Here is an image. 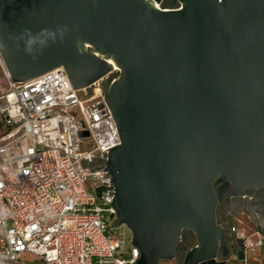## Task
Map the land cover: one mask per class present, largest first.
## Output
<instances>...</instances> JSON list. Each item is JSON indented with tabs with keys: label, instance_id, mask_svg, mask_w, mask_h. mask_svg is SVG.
I'll return each mask as SVG.
<instances>
[{
	"label": "water",
	"instance_id": "1",
	"mask_svg": "<svg viewBox=\"0 0 264 264\" xmlns=\"http://www.w3.org/2000/svg\"><path fill=\"white\" fill-rule=\"evenodd\" d=\"M180 1L0 0L14 82L63 67L80 89L109 72L105 60L120 69L105 94L120 144L104 162L141 252L133 264L172 258L183 228L196 235L194 264L229 263L241 245L233 215L218 219L215 182L249 195L247 213L264 188V0ZM251 216L264 255V214Z\"/></svg>",
	"mask_w": 264,
	"mask_h": 264
},
{
	"label": "built area",
	"instance_id": "2",
	"mask_svg": "<svg viewBox=\"0 0 264 264\" xmlns=\"http://www.w3.org/2000/svg\"><path fill=\"white\" fill-rule=\"evenodd\" d=\"M110 77L75 89L59 67L14 82L0 52V264H28L25 254L43 264L138 262L140 250L110 218L104 160L120 144L105 99ZM232 234L241 245L232 261L263 249L262 237L235 226Z\"/></svg>",
	"mask_w": 264,
	"mask_h": 264
},
{
	"label": "flooded vegetation",
	"instance_id": "3",
	"mask_svg": "<svg viewBox=\"0 0 264 264\" xmlns=\"http://www.w3.org/2000/svg\"><path fill=\"white\" fill-rule=\"evenodd\" d=\"M161 6V8L158 7ZM154 6L161 11H179L183 9V4L180 0H160ZM106 63L111 65V69L107 74H111L110 79L106 83L105 92L110 91L111 86L118 80L120 76V69L113 67L111 61L105 60ZM106 74V75H107ZM215 189L219 197L217 216L222 224L228 222V216L230 215L227 210H225L224 205H240L241 199L237 196H230L229 193L232 190V184L224 178H219L215 182ZM227 194V195H226ZM256 198L264 203V188L256 189L254 191ZM230 197V198H229ZM229 198V199H228ZM116 200L113 202V207L115 209L114 214L110 215L113 226H126L132 232V242H133V231L130 229L129 225L125 221L123 214L116 208ZM116 205V206H115ZM197 246L196 235L193 231L187 228H183L181 231V236L176 244L174 256L168 260H163L161 262L167 264H194L192 262L193 254L192 250Z\"/></svg>",
	"mask_w": 264,
	"mask_h": 264
},
{
	"label": "crops",
	"instance_id": "4",
	"mask_svg": "<svg viewBox=\"0 0 264 264\" xmlns=\"http://www.w3.org/2000/svg\"><path fill=\"white\" fill-rule=\"evenodd\" d=\"M247 197H249V195L240 197V199H241L240 205H224V207H225V210H227L226 212L233 215V226H235L239 230H244L246 235L252 236L254 238V237H258V235L256 233V228L254 227V225L251 221V219H253L251 214L254 213L255 217L257 219H260L262 222L263 221V214H264V210H263L264 207L261 208V204H264V203L261 202L259 204V212L253 211L251 213H247L244 211V207H245L244 198H247ZM259 213L261 215V218H259L257 216V214H259ZM263 259H264L263 250H258L255 253H249L247 255V261L246 262L240 258L237 261L233 260L227 264H230V263H234V264H263ZM160 264H164V262H161ZM165 264H167V263H165Z\"/></svg>",
	"mask_w": 264,
	"mask_h": 264
},
{
	"label": "rangeland",
	"instance_id": "5",
	"mask_svg": "<svg viewBox=\"0 0 264 264\" xmlns=\"http://www.w3.org/2000/svg\"><path fill=\"white\" fill-rule=\"evenodd\" d=\"M153 5L156 4L152 0H149ZM114 230L118 234H125L128 238L129 243H132V232L126 227V226H113ZM258 237H254V240H257ZM21 262L28 263V264H43V263H37L33 257H31L28 254H25L21 257ZM165 264V263H164ZM234 264V263H230Z\"/></svg>",
	"mask_w": 264,
	"mask_h": 264
},
{
	"label": "clouds",
	"instance_id": "6",
	"mask_svg": "<svg viewBox=\"0 0 264 264\" xmlns=\"http://www.w3.org/2000/svg\"><path fill=\"white\" fill-rule=\"evenodd\" d=\"M57 31L60 32L61 35H63V32L60 29H58ZM42 32H51V31L50 30H47V29H44V30H42ZM52 34L54 36L55 35V32H52ZM29 43H31V41H29Z\"/></svg>",
	"mask_w": 264,
	"mask_h": 264
},
{
	"label": "bare ground",
	"instance_id": "7",
	"mask_svg": "<svg viewBox=\"0 0 264 264\" xmlns=\"http://www.w3.org/2000/svg\"><path fill=\"white\" fill-rule=\"evenodd\" d=\"M117 68V67H116Z\"/></svg>",
	"mask_w": 264,
	"mask_h": 264
}]
</instances>
